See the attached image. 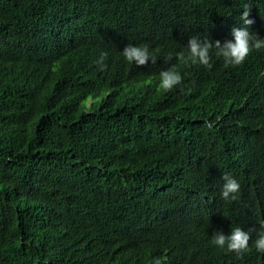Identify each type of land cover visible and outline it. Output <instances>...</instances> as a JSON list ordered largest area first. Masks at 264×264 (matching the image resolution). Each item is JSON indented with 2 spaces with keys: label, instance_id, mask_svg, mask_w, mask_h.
Returning a JSON list of instances; mask_svg holds the SVG:
<instances>
[{
  "label": "trees",
  "instance_id": "1",
  "mask_svg": "<svg viewBox=\"0 0 264 264\" xmlns=\"http://www.w3.org/2000/svg\"><path fill=\"white\" fill-rule=\"evenodd\" d=\"M245 5L264 18V0H0V264H264L211 243L264 220V49L236 67L176 58L231 38ZM127 44L155 62L129 64Z\"/></svg>",
  "mask_w": 264,
  "mask_h": 264
},
{
  "label": "clouds",
  "instance_id": "2",
  "mask_svg": "<svg viewBox=\"0 0 264 264\" xmlns=\"http://www.w3.org/2000/svg\"><path fill=\"white\" fill-rule=\"evenodd\" d=\"M250 9L249 6L245 5L240 16V24L238 23L237 27H233L227 33L230 34L231 38L224 41H213L208 36H203V38L201 36L190 37L187 46L176 54V58L185 63L190 62L193 65L209 67L214 54L216 57L222 58L226 67L242 65L253 50L264 49V18H260L258 21L250 19ZM258 25H261L263 29L260 35L256 33ZM120 54L125 61L136 67L144 66L150 60L152 63L155 62V57L147 45L127 44L120 51ZM105 55L102 53L96 61L101 70L106 68ZM172 58L169 55L168 59L171 60ZM158 75L159 87L164 91L177 88L183 80L175 65L161 70ZM206 125L209 129L214 127L212 121L206 122ZM222 180L221 198L227 202L236 201L240 191L242 192L240 182L230 174H224ZM251 198L259 210L256 212L264 215V188H260L259 193L253 190ZM254 224L249 225L247 220L244 229L230 227L227 230L228 234H225L223 230H217L211 236V243L229 253L235 252L237 255H241L254 247L258 253L264 254V220L259 222L260 225ZM153 264H163V262L160 258H154Z\"/></svg>",
  "mask_w": 264,
  "mask_h": 264
}]
</instances>
